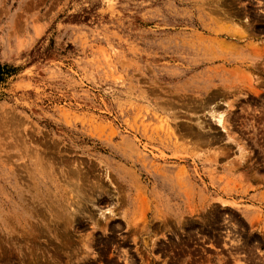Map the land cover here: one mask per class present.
Segmentation results:
<instances>
[{"label":"rangeland","instance_id":"374dc122","mask_svg":"<svg viewBox=\"0 0 264 264\" xmlns=\"http://www.w3.org/2000/svg\"><path fill=\"white\" fill-rule=\"evenodd\" d=\"M0 71V264H264V0H0Z\"/></svg>","mask_w":264,"mask_h":264},{"label":"bare ground","instance_id":"6f19581e","mask_svg":"<svg viewBox=\"0 0 264 264\" xmlns=\"http://www.w3.org/2000/svg\"><path fill=\"white\" fill-rule=\"evenodd\" d=\"M227 102V101H226ZM230 102V101H229ZM231 104V103H230ZM230 104L229 103H227V107H229L230 106ZM232 106V105H231ZM232 108V107H231ZM217 110V109H216ZM216 110H214L213 112H215ZM195 113V112H194ZM215 114V115H214ZM213 115L217 118V121L222 125V127L225 129L226 127H227V125H228V120H227V114H226V112H225V110H222V111H218V112H215ZM200 117V116H199ZM167 120V119H166ZM199 120V119H198ZM163 121H164V119H163ZM205 122V121H204ZM217 122V123H218ZM165 123V122H164ZM167 123V122H166ZM199 123V122H198ZM218 123V124H219ZM169 125V124H168ZM202 125V124H201ZM171 126H169V128H170ZM228 128H229V126H228ZM227 130V129H226ZM174 131V130H173ZM230 131H232V130H230ZM229 132V131H228ZM226 135V134H225ZM231 135V134H230ZM228 136V135H227ZM229 137V136H228ZM227 138V137H226ZM234 138V137H233ZM230 140V139H229ZM236 144H238V143H236ZM240 144V143H239ZM239 148V151L241 152L240 154L242 155V157L243 156H245L246 157V154H245V152L246 151H244L241 147H238ZM248 155V154H247ZM240 156V155H239ZM240 158V157H239ZM241 159V158H240ZM242 159H244V157L242 158ZM81 188V187H80ZM97 188V187H96ZM85 190V189H84ZM36 206V205H35ZM70 206H72V205H70ZM50 214H51V212H50ZM55 214V213H54ZM59 214V213H58ZM70 214V213H69ZM66 215V214H65ZM51 217V216H50ZM63 218V217H62ZM72 218V217H71ZM74 218V217H73ZM72 218V219H73ZM39 221V220H38ZM57 223V222H56ZM70 223H72V222H70ZM64 224V223H63ZM42 227V226H41ZM70 237V236H69Z\"/></svg>","mask_w":264,"mask_h":264},{"label":"trees","instance_id":"16d2710c","mask_svg":"<svg viewBox=\"0 0 264 264\" xmlns=\"http://www.w3.org/2000/svg\"><path fill=\"white\" fill-rule=\"evenodd\" d=\"M1 72V71H0ZM1 74V73H0ZM1 78V77H0Z\"/></svg>","mask_w":264,"mask_h":264}]
</instances>
